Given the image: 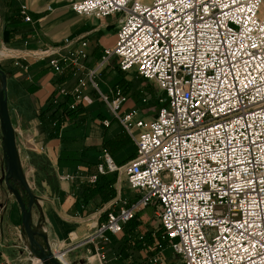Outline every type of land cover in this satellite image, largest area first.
<instances>
[{
	"label": "built area",
	"instance_id": "built-area-1",
	"mask_svg": "<svg viewBox=\"0 0 264 264\" xmlns=\"http://www.w3.org/2000/svg\"><path fill=\"white\" fill-rule=\"evenodd\" d=\"M70 7L82 17L113 18L116 33L86 78L59 95H72L73 108L89 82L135 144L123 165L102 152L97 174L122 175L135 198L121 199L84 239L93 244L89 255L104 264L94 238L120 235L151 206L160 232H151L153 249L162 250L164 241L180 264H264L263 0H72ZM20 14L30 21L25 5ZM80 46L50 59L53 72L83 68L86 42ZM112 58L118 70L164 93L155 116L120 112L127 96L119 88L99 90L96 75ZM54 254L65 264L58 255L64 251ZM158 261L155 254L148 264Z\"/></svg>",
	"mask_w": 264,
	"mask_h": 264
},
{
	"label": "crops",
	"instance_id": "crops-1",
	"mask_svg": "<svg viewBox=\"0 0 264 264\" xmlns=\"http://www.w3.org/2000/svg\"><path fill=\"white\" fill-rule=\"evenodd\" d=\"M71 2L0 0V68L6 74L7 106L19 161L28 182L34 184L30 224L45 235L53 253L65 252L58 255L68 264H97L87 251L93 244L82 242L108 211L117 210L123 198L133 200L135 193L122 175L113 172L99 177L95 184L88 178L104 163V149L115 164L123 165L134 157L135 144L89 82L82 88L70 120L62 124L57 135H49L45 111L52 93L59 88L71 90L80 76L86 78L103 49L112 47L115 40L113 18L79 16L71 10ZM21 5L26 6L30 21L20 14ZM82 41L86 42L84 67L68 65L59 73L53 72L50 59L79 49ZM96 80L99 90L107 94L117 87L124 91L130 104L121 112L137 108L141 116L153 117L140 109L146 89L130 84L129 76L118 70L116 58L96 75ZM31 155L43 156L48 166L39 169ZM3 160L2 151L0 260L3 264H40L25 236L20 206L4 182ZM143 223L132 226L127 222L120 235H109L107 241L94 238L105 257L104 264H148L155 254L159 256L155 264H180L167 243L158 252L153 249L154 242L149 241V229ZM141 234H145L144 240L139 238ZM37 239L42 242L40 236Z\"/></svg>",
	"mask_w": 264,
	"mask_h": 264
},
{
	"label": "water",
	"instance_id": "water-1",
	"mask_svg": "<svg viewBox=\"0 0 264 264\" xmlns=\"http://www.w3.org/2000/svg\"><path fill=\"white\" fill-rule=\"evenodd\" d=\"M0 132L4 161V182L14 195L21 209V223L33 254L41 264H62L50 250L44 234L34 230L30 224V214L35 196L21 167L15 141L6 95V74L0 68ZM25 196V199L23 198ZM42 238L40 242L37 237Z\"/></svg>",
	"mask_w": 264,
	"mask_h": 264
},
{
	"label": "rangeland",
	"instance_id": "rangeland-1",
	"mask_svg": "<svg viewBox=\"0 0 264 264\" xmlns=\"http://www.w3.org/2000/svg\"><path fill=\"white\" fill-rule=\"evenodd\" d=\"M264 2V0H263ZM102 72V70H101ZM99 72V73H101ZM122 72V71H121ZM125 75H128L130 78V84L134 85V87H139V89L145 88L144 90V100H142V105L140 109H145L146 114L149 116H154L156 115V110L158 107L161 105V103L166 102V97L164 93L156 86V84L152 81H148L141 77L138 74H128L126 72H123ZM95 81L97 83V80L95 78ZM98 86V84H97ZM130 102V101H129ZM129 102H124L121 106L120 112L122 111L123 107H127L130 103ZM108 152V151H107ZM2 155V135L0 132V157ZM32 188H34V184L32 181L29 183ZM139 222H144L143 226L147 229L148 231H154L157 235L160 233L158 231L159 229V218L158 215L155 213V209L151 206H147L145 209H143L137 218ZM147 232V231H146Z\"/></svg>",
	"mask_w": 264,
	"mask_h": 264
},
{
	"label": "trees",
	"instance_id": "trees-1",
	"mask_svg": "<svg viewBox=\"0 0 264 264\" xmlns=\"http://www.w3.org/2000/svg\"><path fill=\"white\" fill-rule=\"evenodd\" d=\"M119 88V87H117ZM121 92L124 94V91L119 88ZM73 96L70 94L67 95H59L58 90L52 93V95L49 98V101L47 102V109L45 113H47V117L49 119V129L50 134L49 135H57L59 129L61 128L62 124L66 121H69L72 117L73 113H75L76 109L78 108V103L73 107L70 108V104L73 102ZM106 150V149H104ZM107 151V150H106ZM32 160L35 161V165L39 167V169H44L48 166V163L46 162V159L43 156L38 155H31ZM39 164V165H38ZM105 174H97L96 180L94 182H90L91 184H95L99 177L103 178L105 177ZM138 219H136V216L131 219L128 223H131L132 226H136L138 224ZM135 228V227H133ZM149 234V241H154V237L151 235V231H147ZM158 236V235H157ZM159 237V236H158ZM162 244L164 245L165 242L162 241Z\"/></svg>",
	"mask_w": 264,
	"mask_h": 264
},
{
	"label": "bare ground",
	"instance_id": "bare-ground-1",
	"mask_svg": "<svg viewBox=\"0 0 264 264\" xmlns=\"http://www.w3.org/2000/svg\"><path fill=\"white\" fill-rule=\"evenodd\" d=\"M59 257H60L61 261H63L65 264H68V263L66 262V260H65L62 256H59Z\"/></svg>",
	"mask_w": 264,
	"mask_h": 264
},
{
	"label": "snow or ice",
	"instance_id": "snow-or-ice-1",
	"mask_svg": "<svg viewBox=\"0 0 264 264\" xmlns=\"http://www.w3.org/2000/svg\"><path fill=\"white\" fill-rule=\"evenodd\" d=\"M233 2H235V0H233ZM253 47H255V46H253Z\"/></svg>",
	"mask_w": 264,
	"mask_h": 264
},
{
	"label": "flooded vegetation",
	"instance_id": "flooded-vegetation-1",
	"mask_svg": "<svg viewBox=\"0 0 264 264\" xmlns=\"http://www.w3.org/2000/svg\"><path fill=\"white\" fill-rule=\"evenodd\" d=\"M23 198L25 199V196H23Z\"/></svg>",
	"mask_w": 264,
	"mask_h": 264
}]
</instances>
